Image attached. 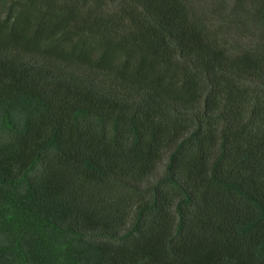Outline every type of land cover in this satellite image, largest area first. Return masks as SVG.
Returning <instances> with one entry per match:
<instances>
[{"label": "trees", "instance_id": "1", "mask_svg": "<svg viewBox=\"0 0 264 264\" xmlns=\"http://www.w3.org/2000/svg\"><path fill=\"white\" fill-rule=\"evenodd\" d=\"M0 264H264V0H0Z\"/></svg>", "mask_w": 264, "mask_h": 264}]
</instances>
